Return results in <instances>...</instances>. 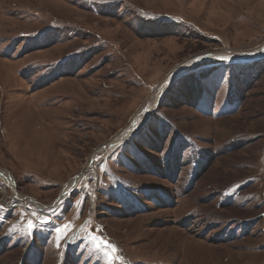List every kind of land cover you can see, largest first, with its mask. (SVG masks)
Instances as JSON below:
<instances>
[{
  "label": "rangeland",
  "instance_id": "rangeland-1",
  "mask_svg": "<svg viewBox=\"0 0 264 264\" xmlns=\"http://www.w3.org/2000/svg\"><path fill=\"white\" fill-rule=\"evenodd\" d=\"M0 171V264H264V0H0Z\"/></svg>",
  "mask_w": 264,
  "mask_h": 264
},
{
  "label": "bare ground",
  "instance_id": "bare-ground-1",
  "mask_svg": "<svg viewBox=\"0 0 264 264\" xmlns=\"http://www.w3.org/2000/svg\"><path fill=\"white\" fill-rule=\"evenodd\" d=\"M147 115H148V111L145 113V117L142 118V119L140 120L138 126L141 125V124H143V122H144V120L146 119ZM133 120H134V119H133ZM138 126H137V127H138ZM1 127H2V126H1ZM122 136H123V135H120L115 141H120V139L123 138ZM90 166H91V163H89L88 166L84 169L83 173H81V174L83 175V178H82V179H84V178H88V177L90 176V173L85 171V170H86L88 167H90ZM0 176L6 178L9 182H13V179H12V178L10 177V175H9L8 173H6L5 171H0ZM76 181H77V179H74L71 183H68V184L66 185V188H65V189L63 190V192H62V196H63V197L66 196V194L69 193V191L71 190L72 186L75 184Z\"/></svg>",
  "mask_w": 264,
  "mask_h": 264
},
{
  "label": "snow or ice",
  "instance_id": "snow-or-ice-1",
  "mask_svg": "<svg viewBox=\"0 0 264 264\" xmlns=\"http://www.w3.org/2000/svg\"><path fill=\"white\" fill-rule=\"evenodd\" d=\"M222 59H227V58H222ZM65 227H67V226H65ZM28 228L30 230L29 234H31V230L35 228V224L32 222H29ZM59 231H63V229H59Z\"/></svg>",
  "mask_w": 264,
  "mask_h": 264
},
{
  "label": "trees",
  "instance_id": "trees-1",
  "mask_svg": "<svg viewBox=\"0 0 264 264\" xmlns=\"http://www.w3.org/2000/svg\"><path fill=\"white\" fill-rule=\"evenodd\" d=\"M263 214V213H262ZM262 216V215H261Z\"/></svg>",
  "mask_w": 264,
  "mask_h": 264
}]
</instances>
